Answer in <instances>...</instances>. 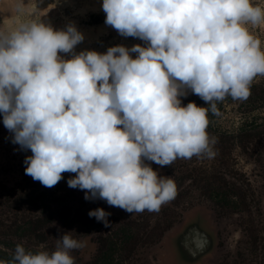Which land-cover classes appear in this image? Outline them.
I'll return each instance as SVG.
<instances>
[{
    "label": "clouds",
    "instance_id": "obj_1",
    "mask_svg": "<svg viewBox=\"0 0 264 264\" xmlns=\"http://www.w3.org/2000/svg\"><path fill=\"white\" fill-rule=\"evenodd\" d=\"M105 24L136 44L105 53H73L84 39L74 24L54 30L40 20L0 31V113L13 143L30 149L25 174L51 188L67 181L128 213L159 212L177 196L170 176L150 163L215 157L208 113L226 97L246 100L264 76V24L253 0H103ZM130 53H136L132 58ZM199 96L182 105L181 97ZM89 217L108 227L103 208ZM64 232L54 251L15 246L0 264H75L86 241Z\"/></svg>",
    "mask_w": 264,
    "mask_h": 264
},
{
    "label": "rangeland",
    "instance_id": "obj_2",
    "mask_svg": "<svg viewBox=\"0 0 264 264\" xmlns=\"http://www.w3.org/2000/svg\"><path fill=\"white\" fill-rule=\"evenodd\" d=\"M264 7V0H253ZM103 0H0V31L40 20L54 30L74 24L84 39L73 53H105L109 47L131 48L146 42L121 36L105 24ZM264 50V24L249 25ZM132 58L136 53H130ZM182 105L197 95L181 97ZM208 113V133L216 138L212 159H177L171 166L150 163L170 176L177 196L159 212L128 213L102 199L85 200V191L70 188L75 173L48 188L25 174L30 149L13 143L14 134L0 113V260H10L22 243L33 252H52L64 232L86 241L73 250L75 264H264V76H257L246 100L226 97ZM111 213L110 224L89 217L91 210ZM193 232L209 240L208 252L191 259L180 250Z\"/></svg>",
    "mask_w": 264,
    "mask_h": 264
},
{
    "label": "flooded vegetation",
    "instance_id": "obj_3",
    "mask_svg": "<svg viewBox=\"0 0 264 264\" xmlns=\"http://www.w3.org/2000/svg\"><path fill=\"white\" fill-rule=\"evenodd\" d=\"M190 241L181 242L179 244L180 250H183L185 254H189L191 259H196L197 257H201L208 252L209 240L201 234H194L190 236Z\"/></svg>",
    "mask_w": 264,
    "mask_h": 264
},
{
    "label": "water",
    "instance_id": "obj_4",
    "mask_svg": "<svg viewBox=\"0 0 264 264\" xmlns=\"http://www.w3.org/2000/svg\"><path fill=\"white\" fill-rule=\"evenodd\" d=\"M194 234H197L196 232H194Z\"/></svg>",
    "mask_w": 264,
    "mask_h": 264
}]
</instances>
